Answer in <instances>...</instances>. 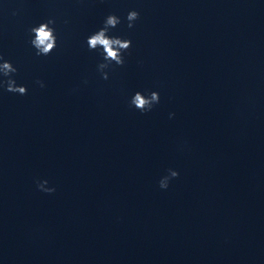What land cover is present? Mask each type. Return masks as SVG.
I'll use <instances>...</instances> for the list:
<instances>
[{
    "label": "clouds",
    "instance_id": "clouds-1",
    "mask_svg": "<svg viewBox=\"0 0 264 264\" xmlns=\"http://www.w3.org/2000/svg\"><path fill=\"white\" fill-rule=\"evenodd\" d=\"M140 18V14L136 10H131L127 13L126 20L128 27L133 28L135 22ZM55 19H49L46 22L40 23L38 26L32 27L30 35L32 36L30 44L35 49L37 56H48L57 47V36L55 28L51 25H55ZM121 23L119 16L115 14H109L104 20L103 27L91 34L87 40V46L89 50H101V56L103 62L98 64V71H100L102 79H108V72L105 69L115 64L122 66L125 63L124 53L132 46V41L129 39H123L118 36L109 35L111 29L116 28ZM17 72V68L10 62L3 59L0 56V77H6L7 79L0 78V88H4L5 91L10 93H18L20 95L27 94V88L25 86H19L16 80L12 78ZM41 87H44L42 81H37ZM160 102L159 93L156 91L150 92L148 95H144L137 91L130 99V106H134L141 113L150 112L153 107ZM174 116V113H170V118ZM179 172L169 169L168 175L162 177L159 181V187L161 189H167L171 179L177 178ZM47 181L38 182L37 187L47 193H52L55 188H46Z\"/></svg>",
    "mask_w": 264,
    "mask_h": 264
}]
</instances>
